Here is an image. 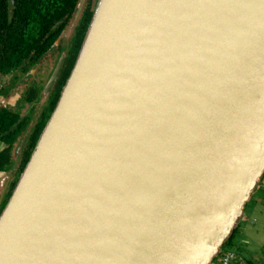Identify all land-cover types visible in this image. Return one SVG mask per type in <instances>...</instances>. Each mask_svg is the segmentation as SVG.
<instances>
[{"label": "water", "instance_id": "1", "mask_svg": "<svg viewBox=\"0 0 264 264\" xmlns=\"http://www.w3.org/2000/svg\"><path fill=\"white\" fill-rule=\"evenodd\" d=\"M93 13L0 215V264H213L264 179V0Z\"/></svg>", "mask_w": 264, "mask_h": 264}, {"label": "flooded vegetation", "instance_id": "2", "mask_svg": "<svg viewBox=\"0 0 264 264\" xmlns=\"http://www.w3.org/2000/svg\"><path fill=\"white\" fill-rule=\"evenodd\" d=\"M95 2L0 0V215L57 106L92 21ZM51 22V32H60L46 47L41 25ZM259 191L248 202V212L260 193L264 202V179ZM244 235L239 226L213 264H221L227 251L235 255L231 264H256L260 259L264 264Z\"/></svg>", "mask_w": 264, "mask_h": 264}, {"label": "crops", "instance_id": "3", "mask_svg": "<svg viewBox=\"0 0 264 264\" xmlns=\"http://www.w3.org/2000/svg\"><path fill=\"white\" fill-rule=\"evenodd\" d=\"M260 194L257 196L256 205L252 209L253 214L252 212L248 214L245 211V217L239 226L243 227L244 238L247 241H252L251 244L255 253L260 252V257L264 258V235L262 236L264 233V202Z\"/></svg>", "mask_w": 264, "mask_h": 264}, {"label": "trees", "instance_id": "4", "mask_svg": "<svg viewBox=\"0 0 264 264\" xmlns=\"http://www.w3.org/2000/svg\"><path fill=\"white\" fill-rule=\"evenodd\" d=\"M97 1V0H96ZM95 4H96V2H95ZM95 4H94V7H95ZM94 7H93V11H94ZM53 21V20H52ZM53 23L54 22H51V23H42V25H41V29H42V33H43V37H45V39H46V47H48V46H50L54 41H55V39L58 37V34H59V32H60V30H56V31H54L55 33H53V32H51V28L53 27ZM51 32V33H50ZM75 58V57H74ZM74 60V59H73ZM71 61V64H70V66H72L73 65V62L74 61ZM69 74V73H68ZM67 74V75H68ZM232 241V238L227 242V244L229 243V242H231ZM214 263V262H213Z\"/></svg>", "mask_w": 264, "mask_h": 264}, {"label": "built area", "instance_id": "5", "mask_svg": "<svg viewBox=\"0 0 264 264\" xmlns=\"http://www.w3.org/2000/svg\"><path fill=\"white\" fill-rule=\"evenodd\" d=\"M235 258V255L232 251H227L223 254L221 259V264H231Z\"/></svg>", "mask_w": 264, "mask_h": 264}, {"label": "rangeland", "instance_id": "6", "mask_svg": "<svg viewBox=\"0 0 264 264\" xmlns=\"http://www.w3.org/2000/svg\"><path fill=\"white\" fill-rule=\"evenodd\" d=\"M259 192H260V191H256V193H259ZM245 211H246V213H248V214L251 213V212H248V208H246ZM252 214H253V212H252ZM259 261H260V262H257V261H256V264H263V263H262V262H263L262 259H260Z\"/></svg>", "mask_w": 264, "mask_h": 264}]
</instances>
